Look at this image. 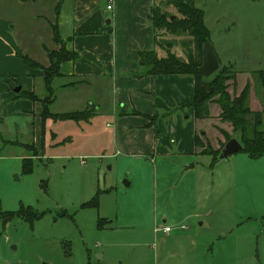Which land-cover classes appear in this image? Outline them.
I'll list each match as a JSON object with an SVG mask.
<instances>
[{"label": "rangeland", "instance_id": "rangeland-1", "mask_svg": "<svg viewBox=\"0 0 264 264\" xmlns=\"http://www.w3.org/2000/svg\"><path fill=\"white\" fill-rule=\"evenodd\" d=\"M246 1L194 0V5L204 12L220 62L217 71L234 72L237 77L235 88L226 82L228 94L237 96L248 78V107L261 113L264 128L263 92L253 88L250 77L252 72L264 71V0ZM156 6L179 18L174 9L164 6V0H158ZM157 35L162 51L168 48L180 59L194 53L184 34L171 35L162 29ZM58 46L55 52L66 50L65 44ZM4 81L10 83V78L0 77V97H15L12 89L21 84L11 83L8 93L12 95L6 96ZM60 82L53 85L56 97H61ZM20 88L24 90L23 85ZM24 101L20 94L12 100L0 98V111L15 113L24 108ZM34 101L41 105L42 124L32 114L3 116L0 125V264H178L186 257L182 247L164 242L154 232L162 220L163 227L177 229L178 241L191 240L183 237L185 231L179 232L180 227L200 236L196 264H264V155L248 158L238 152L213 164L210 156H200L198 169L207 181L196 190L195 202L183 189L174 163H168L171 181L166 186L159 171L155 176L149 165L116 153L109 142L111 128H104L107 144L85 143L93 133L91 128L52 121L51 112L65 110L62 99L52 106L48 97L43 102L35 97ZM86 114L88 111L81 117ZM103 120L99 117L92 125L103 128ZM209 122L206 126L212 140L215 131ZM221 124L228 132L220 126L217 129L233 136L229 124ZM218 136L223 140L220 133ZM196 147L200 152L215 151L209 142L199 139ZM28 164L26 172L23 165ZM175 185L172 198H167L166 188ZM154 191L162 195L153 205L149 199ZM93 199L95 208L83 206ZM26 209L42 215L27 222L17 215ZM206 209L209 215L204 214ZM187 213L191 215L182 220L180 216ZM243 233L249 240L242 238ZM239 246L244 250L236 253L233 247Z\"/></svg>", "mask_w": 264, "mask_h": 264}, {"label": "crops", "instance_id": "crops-1", "mask_svg": "<svg viewBox=\"0 0 264 264\" xmlns=\"http://www.w3.org/2000/svg\"><path fill=\"white\" fill-rule=\"evenodd\" d=\"M251 1L253 3L258 0ZM106 4L107 0H2L0 77L10 78V83L4 81L2 90L6 96L12 95L8 93L11 83L23 85L24 90L20 88L17 94L13 93L15 97L0 98L12 100L20 94L25 101L24 108L15 113L6 111L4 114L0 111V125L3 116L25 118L32 114L37 123L42 124L39 116L41 105L26 97L27 94H33L41 101L45 97L42 72L27 67L18 57L25 56L41 67H47L48 52H55L59 47L53 39L55 33L58 41L65 44L66 50L75 53L77 58L73 62L62 63L59 67L60 75L52 79L53 100L49 106L62 99L65 110L51 113L89 111L86 120L70 121L77 126L91 128L93 133L85 138V143L93 141L107 144L104 128H111L109 142L116 153L149 165L155 176L159 171L160 180L166 186L171 181L168 163H174L175 172L183 182V189L196 202V190L207 181L205 174L198 169V158L207 154L197 150L194 139L197 137L209 142L212 150H216L220 141L217 126L223 130L226 128V132L229 128L217 120L219 110L213 103L208 106V118L194 119L190 107L193 100L192 77L175 74L144 75L140 53L154 51L157 56H163V52L155 47L149 21L154 0H111L110 10L105 9ZM202 14L204 26L209 31L208 43L219 62L210 42L211 33L205 25L203 11ZM256 23L259 25L260 21ZM56 80L61 81L57 84L61 97L55 95L53 85ZM78 100L81 101L80 107L76 108ZM99 117L102 120L104 118L103 128L92 125V121ZM207 122L215 131L212 140L208 136ZM214 162L211 158V164ZM173 188H166L167 198H172L171 193L176 185ZM161 195L162 192L154 191L150 203L156 204ZM204 214L209 215V209ZM189 215L187 213L180 218L184 220ZM161 223L165 224V220ZM162 225L158 224L154 232L160 234L164 242L181 246V251L186 255L178 264H196L199 257L196 239H200V236L194 230L180 227L179 232L185 231L183 237L191 240L178 241L177 229L163 233L160 231ZM242 238L249 240L244 233ZM233 248L236 253L244 250L241 246Z\"/></svg>", "mask_w": 264, "mask_h": 264}, {"label": "trees", "instance_id": "trees-1", "mask_svg": "<svg viewBox=\"0 0 264 264\" xmlns=\"http://www.w3.org/2000/svg\"><path fill=\"white\" fill-rule=\"evenodd\" d=\"M158 0H154V5L150 9L149 21L153 30L154 43L156 49L158 46L157 30H164V33L175 35L184 34L190 39V43L194 48V53L185 55L184 59L178 58L174 53L166 48L163 56L159 57L154 51L140 53V62L145 68L144 75H188L193 79V100L190 107L193 110L194 119L201 120L208 118V104L213 103L218 107L219 113L217 120L221 123L229 124L231 134L228 135L222 130L218 132L223 137V142L219 144L215 151H201L202 154L210 155L212 161H217L216 156L224 143L234 138L241 145V153H244L248 158H258L264 155V128L261 127V113L251 111L248 107V94L250 91V82L246 81L237 96H230L226 90L231 82L235 85V73L227 70L215 71L208 78L202 77L197 68L201 64V47L205 42H209V31L204 26L202 11L194 6L193 0H164V6L171 7L179 15V18L168 16L162 12L157 5ZM54 33V32H53ZM160 38V37H159ZM54 42L62 45L58 41L55 33L53 36ZM77 58L75 53L61 49L58 52H48V66L41 67L25 56H20L21 62L29 68L39 69L42 72V82L44 87L45 97L49 98L51 103L53 98L52 79L59 76V67L62 63L71 61ZM253 82V88L260 87L263 92L264 100V71H255L250 74ZM73 86V84H71ZM26 97L31 101L35 100V95L27 94ZM41 101V100H40ZM43 102V99L42 101ZM48 102V103H49ZM85 111L70 112L62 114H52L54 121H84L90 115L81 117ZM197 146L198 138L194 139ZM30 164V163H29ZM26 165H23L24 171L29 170ZM95 200L84 204V207H96ZM24 212H28L24 214ZM12 213L6 214L10 216ZM16 214V213H15ZM2 215V213H0ZM18 216L27 222L37 220L42 213L33 212L29 209L21 210L17 213ZM100 223V222H99ZM98 223L101 226V224Z\"/></svg>", "mask_w": 264, "mask_h": 264}, {"label": "water", "instance_id": "water-1", "mask_svg": "<svg viewBox=\"0 0 264 264\" xmlns=\"http://www.w3.org/2000/svg\"><path fill=\"white\" fill-rule=\"evenodd\" d=\"M218 62L217 58L214 55L212 48L208 42L202 44L201 47V64L197 68V72L204 78H208L212 75L215 71H217ZM20 91V86L16 85L12 92L17 94ZM241 151V145L234 139L231 138L227 140L222 148L219 150L216 160H224L229 158L230 156L234 155ZM124 186H128L129 183L123 181Z\"/></svg>", "mask_w": 264, "mask_h": 264}, {"label": "built area", "instance_id": "built-area-1", "mask_svg": "<svg viewBox=\"0 0 264 264\" xmlns=\"http://www.w3.org/2000/svg\"><path fill=\"white\" fill-rule=\"evenodd\" d=\"M110 7H111V0H107V4L105 6V9L106 10H110ZM156 230H159V229H156ZM160 231H162L163 233H168L169 232V229L167 227H161L160 228Z\"/></svg>", "mask_w": 264, "mask_h": 264}]
</instances>
